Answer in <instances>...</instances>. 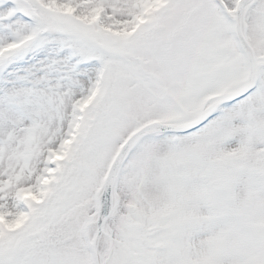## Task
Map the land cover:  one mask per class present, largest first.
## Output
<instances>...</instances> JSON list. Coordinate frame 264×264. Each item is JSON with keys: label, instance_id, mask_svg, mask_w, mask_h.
Instances as JSON below:
<instances>
[{"label": "snow or ice", "instance_id": "1", "mask_svg": "<svg viewBox=\"0 0 264 264\" xmlns=\"http://www.w3.org/2000/svg\"><path fill=\"white\" fill-rule=\"evenodd\" d=\"M0 264H264V0H0Z\"/></svg>", "mask_w": 264, "mask_h": 264}]
</instances>
